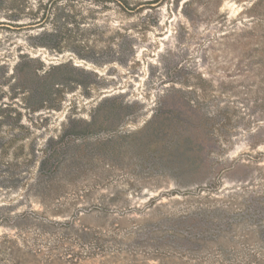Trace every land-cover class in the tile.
<instances>
[{
  "label": "rangeland",
  "instance_id": "rangeland-1",
  "mask_svg": "<svg viewBox=\"0 0 264 264\" xmlns=\"http://www.w3.org/2000/svg\"><path fill=\"white\" fill-rule=\"evenodd\" d=\"M113 1L59 0L73 16L57 22L35 0L28 5L37 18L14 20L0 0V215L75 203L80 222L107 229L84 212L104 203L129 211L131 228L202 204L235 223L195 256L264 264L256 0H131L132 10ZM150 122L159 137L139 132ZM171 259L190 258L162 257ZM158 263L140 252L80 264Z\"/></svg>",
  "mask_w": 264,
  "mask_h": 264
},
{
  "label": "trees",
  "instance_id": "trees-1",
  "mask_svg": "<svg viewBox=\"0 0 264 264\" xmlns=\"http://www.w3.org/2000/svg\"><path fill=\"white\" fill-rule=\"evenodd\" d=\"M35 1L38 5L37 11H42L44 15L57 22L64 15L67 19L69 17L67 22L72 19L73 14L66 13L64 7L57 4L59 0ZM68 1L73 0H67V3ZM1 2L6 4L14 20H18L22 14H30L31 17L37 18L36 13L28 5L29 0H1ZM113 2L119 9H134L131 0ZM71 5L68 4L69 7ZM249 13L254 19L253 28L264 29V0H256ZM152 127L150 122L139 132L150 131L154 136L159 137L160 130ZM48 161H51L50 157H47L45 163ZM57 164L52 162L53 167ZM41 180H45L50 185L54 183L53 177H43ZM201 189L202 187H199L197 194L199 196ZM52 194L43 191L41 198L50 199L54 195ZM202 197L208 198V196ZM153 201L155 197L149 199L150 204ZM103 204L91 206L84 212L95 215L97 219L107 220V229L80 222L82 210L76 207L75 203L72 205L73 209L59 203L55 207L44 205L43 210L26 209L12 212L7 210L0 215V227L8 230L0 233V264H80L83 260L98 256L117 257L128 253L136 257L140 252L152 258L157 256L158 264H208L206 258L195 256L196 252L207 248L209 242L215 240L214 237L222 236L226 230L225 225L230 223L232 226L235 223V219L230 221L229 214L218 208L197 204L192 207L187 206L179 213L161 212L155 222L148 220L141 226L130 228L129 223L134 222L135 218H127L129 211L122 208L114 211L111 204ZM133 207L126 208L132 210ZM139 209L135 207L134 210ZM68 210L74 211L68 216L64 215L63 212ZM113 212H116V215L113 216ZM57 216H63L64 219H56ZM162 257L190 259L179 263L172 259L162 261ZM244 260L243 264H261L260 261L248 257Z\"/></svg>",
  "mask_w": 264,
  "mask_h": 264
}]
</instances>
